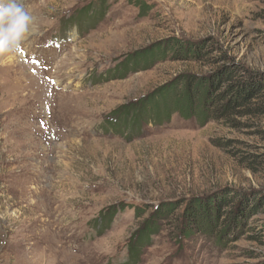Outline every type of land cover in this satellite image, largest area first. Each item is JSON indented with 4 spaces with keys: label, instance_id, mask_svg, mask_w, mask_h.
<instances>
[{
    "label": "rangeland",
    "instance_id": "obj_1",
    "mask_svg": "<svg viewBox=\"0 0 264 264\" xmlns=\"http://www.w3.org/2000/svg\"><path fill=\"white\" fill-rule=\"evenodd\" d=\"M142 1L74 26L98 0H24L32 30L0 56V264H132L131 241L137 264H264V0ZM136 53L154 62L114 77ZM185 82L206 117L111 118L165 111ZM232 85L252 95L224 115ZM193 210L210 234L182 232Z\"/></svg>",
    "mask_w": 264,
    "mask_h": 264
},
{
    "label": "trees",
    "instance_id": "obj_2",
    "mask_svg": "<svg viewBox=\"0 0 264 264\" xmlns=\"http://www.w3.org/2000/svg\"><path fill=\"white\" fill-rule=\"evenodd\" d=\"M106 2V0H98V3H92L89 6H86L84 10L81 12H78L75 17H73V25H79V24H88V17H90L93 14H95L94 18H99L103 15L100 14L102 5ZM127 2L134 7H136L139 12H141L144 7L147 6L142 0H127ZM88 17H87V13ZM103 12V11H102ZM80 17V18H79ZM79 18V19H77ZM173 49L174 52L171 53L172 56H174V53L177 54L178 57L181 59H187L189 56L194 57L195 59H198L200 56L201 51H199L194 47L189 46L185 43H180L179 46H175ZM205 55V54H203ZM155 58V54H151L150 56H144L142 53L138 55H131V57H128L122 65L117 66V69L112 71L114 73V77L123 78L127 73H130L132 69H129L130 67H133V71L137 72L139 70V67L143 65V63L149 64V62ZM151 61V62H152ZM154 62V61H153ZM121 74V75H120ZM224 76L226 78L229 77L228 71L224 72ZM120 75V76H119ZM184 83V82H182ZM200 83L195 86V88H191V83L185 82V88L182 90L179 94H176L172 102L169 104H166V110L160 111L159 107H153L151 109H146L145 113L142 114L137 112V108H139V104H129V105H123L119 106L117 109L111 112V118L115 120V122L122 120V123L127 122V127L130 128L133 131L139 130L143 122H148L153 124H160L163 122H166L170 119V117L173 114H178L181 117L184 118H192L193 115L197 114V110H200L199 116L206 117V112L204 107L201 106H195L196 98L198 97V93L200 91ZM236 89V91H235ZM238 88L237 85L229 86L228 90L225 92L224 96L220 98L222 100L224 97H229V101L226 105L223 106L222 109L218 110L220 113H228L229 110H233L237 105L244 104L248 101V99L251 97V90L249 88ZM237 92L238 100L234 102V94ZM201 107V108H200ZM200 108V109H199ZM217 111V110H216ZM198 115V114H197ZM112 120V121H113ZM123 209V208H122ZM121 210V208H120ZM167 213V212H165ZM170 213V212H169ZM158 217V218H157ZM168 216H156L157 220H165ZM112 217L110 216H104L103 219L99 220V223L96 224V228L98 231L102 229V223L108 224L111 222ZM184 220L187 224V227L183 228L182 232L185 233L186 237L191 236L193 230L203 232V234H210L212 231V228L206 227L205 225V219H203L202 213L200 210H193L192 213L186 214L184 216ZM101 223V225H100ZM145 232H144V240H146L150 234L154 233V230H157V223H155V216L151 217L148 221L145 222ZM182 225V223H181ZM184 235V234H183ZM132 242V241H131ZM129 242L130 246L126 248V253L128 258L130 259L132 264L138 263V250L141 247V243H131Z\"/></svg>",
    "mask_w": 264,
    "mask_h": 264
},
{
    "label": "clouds",
    "instance_id": "obj_3",
    "mask_svg": "<svg viewBox=\"0 0 264 264\" xmlns=\"http://www.w3.org/2000/svg\"><path fill=\"white\" fill-rule=\"evenodd\" d=\"M33 17L23 0H0V56L15 52L32 30Z\"/></svg>",
    "mask_w": 264,
    "mask_h": 264
},
{
    "label": "bare ground",
    "instance_id": "obj_4",
    "mask_svg": "<svg viewBox=\"0 0 264 264\" xmlns=\"http://www.w3.org/2000/svg\"><path fill=\"white\" fill-rule=\"evenodd\" d=\"M66 96V95H65ZM62 109V108H61ZM53 112V111H52ZM54 114V113H53Z\"/></svg>",
    "mask_w": 264,
    "mask_h": 264
}]
</instances>
